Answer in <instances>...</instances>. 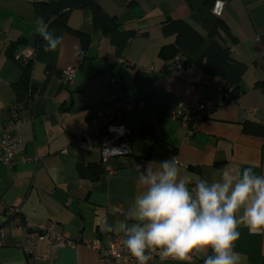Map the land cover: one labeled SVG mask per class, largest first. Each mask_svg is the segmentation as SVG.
Masks as SVG:
<instances>
[{
	"label": "crops",
	"instance_id": "0c3cea01",
	"mask_svg": "<svg viewBox=\"0 0 264 264\" xmlns=\"http://www.w3.org/2000/svg\"><path fill=\"white\" fill-rule=\"evenodd\" d=\"M38 1L51 0H0V135L16 99L13 86L22 76L8 48L26 39L28 44L18 51L34 48L29 83L34 94L22 112V132L27 152L38 159L37 163L19 165L0 163V264H100L98 252L84 245L62 247L55 263L31 261L22 247L29 233L26 224L53 223L56 231L74 239L110 242L121 234L103 231L105 221L113 224L123 219L139 191L135 164L175 156L182 169L209 182L219 179L225 169L234 174L251 167L264 175V136L243 130V123L250 120L264 125V86L255 87L257 81H264V0H225L221 16L214 14L212 0H98L106 12L118 18L122 28L138 33L122 58L116 56L109 37L94 28L90 9L74 10L69 18L72 28L91 35L85 53L79 38L63 30H49L63 38L56 51L45 52V42L34 46L39 35L35 21L38 17L45 21L34 11ZM167 18L187 20L205 37L204 48L210 42L211 27L219 19L229 26L238 39L232 44L226 38L232 54L248 65L240 84L242 92L235 101L224 100L222 79L206 75L199 67L164 70L159 50L172 41L162 32ZM121 66L137 76L138 85L118 93L105 75H119ZM48 67L61 73L75 67L76 77L68 84L61 76H54L41 93ZM202 81L207 82V96L214 101V108L196 122L188 137L173 114L194 101ZM118 98L134 101L133 108L116 122L128 131L130 153L112 157V171L104 170L97 179L82 177L80 165L104 166L99 148L108 134L102 124L100 133L91 140L90 151L76 146L74 139L87 130L96 113L105 111ZM9 207H18L20 213L10 216ZM238 230L241 235L236 250L246 256L247 264H264V232L253 234L244 226ZM200 258L192 264H203ZM148 264L186 262L159 257Z\"/></svg>",
	"mask_w": 264,
	"mask_h": 264
},
{
	"label": "clouds",
	"instance_id": "9594fccd",
	"mask_svg": "<svg viewBox=\"0 0 264 264\" xmlns=\"http://www.w3.org/2000/svg\"><path fill=\"white\" fill-rule=\"evenodd\" d=\"M35 24L43 50L56 51L63 38L49 31L43 17ZM133 170L139 191L124 218L105 221L102 230L121 234L136 264H148L153 254L186 264L194 256L202 257L203 264H247L235 248L238 229L264 232V175L251 167L234 174L225 169L209 182L182 169L175 156L135 164Z\"/></svg>",
	"mask_w": 264,
	"mask_h": 264
},
{
	"label": "trees",
	"instance_id": "16d2710c",
	"mask_svg": "<svg viewBox=\"0 0 264 264\" xmlns=\"http://www.w3.org/2000/svg\"><path fill=\"white\" fill-rule=\"evenodd\" d=\"M78 9L91 10L94 28L109 37L116 56L122 58L130 41L138 33L134 29L122 28L118 18L106 12L99 5L98 0H51L34 3V11L44 16L49 30H63L76 35L80 40L81 50L85 53L91 44V35L72 28L69 23L72 11ZM162 32L166 39H172V41L163 44L159 50V57L165 62L164 70L166 72H174L185 67H199L206 75L223 80V96L226 102L235 101L239 97L242 92L240 84L248 70V65L233 56L232 47L226 38L232 44H236L238 39L223 20L219 19L211 27L210 42L205 48V37L185 19L167 18L162 23ZM43 43V39L38 35L34 46ZM25 44H28L26 39H19L9 46L8 52L22 69L20 80L13 86L16 93L14 102L20 101L27 108L34 94V89L29 87L33 60L25 62L22 57L19 59L15 57L19 52L18 48ZM200 52L201 54L198 56ZM261 64L264 67V60ZM118 72L123 83L122 90H131L137 87V76L132 74L128 68L121 66ZM58 75L63 77L56 68L48 67L40 92L44 93L52 77ZM25 86H28V89ZM263 86L264 81L255 83V87ZM243 130L246 133L264 136V125L257 121L244 122ZM78 169L82 177L93 180L104 172V166L98 164L80 165Z\"/></svg>",
	"mask_w": 264,
	"mask_h": 264
},
{
	"label": "built area",
	"instance_id": "2783aa9c",
	"mask_svg": "<svg viewBox=\"0 0 264 264\" xmlns=\"http://www.w3.org/2000/svg\"><path fill=\"white\" fill-rule=\"evenodd\" d=\"M225 7V0H216L213 5V12L221 16ZM17 59L23 58L25 62L34 59V48L27 47L23 51L16 53ZM63 81L72 84L76 77V68L69 67L63 71ZM106 81L118 92L122 91L121 78L112 73L105 75ZM134 106L133 100L118 98L114 100L105 111H99L91 119L87 130L78 134L74 139V144L85 150H92V138L101 131V125H105L108 134L105 142L100 146L105 171H112L109 164L114 156H123L130 153V141L127 137L128 131L124 125L117 124L125 116L126 112ZM214 108V101L207 96V82L202 81L197 86L196 97L190 104L184 105L174 111V118L179 120L186 128L187 136L190 137L196 122L210 115ZM25 106L20 101L14 102L11 108L10 118L4 124L0 135V163L5 165H19L37 163V157L27 152L26 137L22 132L24 121L22 112ZM7 213L10 216H17L20 213L18 207H9ZM28 238L22 246L24 252L33 262L45 260L55 263L59 256V251L64 246L77 247L84 245L96 250L99 254L100 264H123L136 262L123 246V236L116 235L110 242L103 243L100 240L88 241L72 238L66 232L55 230L53 223L33 224L27 223ZM159 254H153L152 258H159ZM200 256H194L193 260H200Z\"/></svg>",
	"mask_w": 264,
	"mask_h": 264
}]
</instances>
